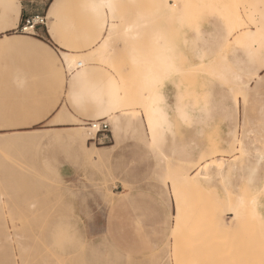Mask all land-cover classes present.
<instances>
[{"label": "rangeland", "instance_id": "374dc122", "mask_svg": "<svg viewBox=\"0 0 264 264\" xmlns=\"http://www.w3.org/2000/svg\"><path fill=\"white\" fill-rule=\"evenodd\" d=\"M142 1L140 0L141 4ZM123 5L120 7V13L129 17L135 14L136 7L129 4ZM39 8L38 14L47 15L48 1L40 4ZM58 10L56 14L51 10L48 13V27L56 24L54 27L58 41H61L60 43L64 44L68 51L85 52L84 56L92 57L94 52L89 51L91 49L88 44L89 39L103 32L109 19L106 17L105 20H100L85 12L80 0H66ZM25 17V15L21 17L20 13L21 21ZM110 21L111 19L109 23ZM7 24L6 14L0 8V32ZM207 24V28L210 29L212 25L209 27ZM44 31L46 28H40L37 35L15 33V30L0 33V36H3L0 41L7 40L5 34L10 37L7 40L9 44L0 50V264H175L180 261L182 264L194 262L201 264L200 262L203 263L204 260V263L208 264L213 262L208 261L210 260L208 255L212 257L214 253L212 251L217 246L214 249L211 247V254H209L208 247L203 244V242L206 244V241L210 243L214 241L216 245H218L217 242L222 241V246L218 247L221 250L225 247L223 253L219 252L221 251L218 250L219 248L215 250L217 251L215 255L213 254L215 258L213 256L211 259H216L213 264H222L217 259L223 256L228 258L232 256L230 255L232 253L234 256L237 254L240 256V258L236 257L237 263L244 259L243 261L247 262H242L243 264H255V261L258 262L256 264H262L264 234L258 231L257 219L251 221L254 218L250 216L242 219L238 225L244 226L243 230L240 229L241 231H239L241 226L238 228L242 235L236 232L238 239L233 235L236 238V240L232 239L235 244L233 245V242H229L232 236L227 238V234L232 235L235 231L223 233L217 230L210 215L213 213V208L204 210L208 208L210 200L216 202L217 199L211 197L215 195L213 193L216 190L221 192V197L218 199L224 202L220 180L200 186H189V189L194 188L191 190L197 198L184 186L182 189L188 193L181 191L183 196L192 194L191 196L194 197H190L196 204L192 211H188L194 202L190 197L188 202V197H185L188 203L186 208L189 207L187 210L185 208V214L188 211L189 215H192L191 213L196 215L195 218L189 215V217L184 216L181 225L186 227L189 225L187 233L191 232L194 235L199 230L200 236L202 230L207 235L210 227L212 226L211 230L214 227V233L210 232L213 235L207 237L201 233L204 238L212 236L211 239H214L213 236L216 234V240L212 241L202 237L201 244L205 247L200 246L201 248L198 249V245H201L199 239L195 238L197 244L196 241L188 238L189 245H196L197 251L203 249L202 254L208 252V259L206 254L204 258L200 255L201 253H199L201 259L198 258L194 247L197 253L195 256L185 251L186 249L183 251L188 246L185 243L188 239H185L183 231L178 230L176 236H173L171 230L176 224L173 214L177 212L178 193L172 174L176 167L160 162L161 155L149 140L147 127L141 119L144 115L141 95L135 82L133 85V81H136L135 75L131 76L135 73L128 66L129 62H126L128 60L120 42L114 41L116 53L109 62L104 63L93 58L89 61L90 66L93 64L98 66L95 72L97 70V72L115 76L121 83L129 82L128 87L125 88V100L128 105L131 102L130 107L134 106V108L131 107V109L128 106L124 111L129 119L124 130L118 135L112 131L107 140L101 141H94L97 135L91 136L88 133L91 138L93 137V140L88 141L89 148L111 145L114 147L101 150L102 157L95 162L89 158L90 151L81 141L72 140L70 135L74 136L71 134L73 130L68 128L75 125L53 123L54 116L63 105L68 106L84 125L88 124L91 127L89 123L96 120L91 108L79 109L71 105L64 88L69 73L65 65H61L60 48L55 40H51L44 34ZM35 47L48 52L51 62L35 55L32 51ZM261 73L264 74V67ZM190 76L186 78V81L191 82L193 89L196 84H194L193 76ZM223 89L219 85L215 86L217 94L223 93ZM247 104V109L246 107L244 109L243 104L241 105L242 117L245 113L247 123L239 128L240 137H243L245 143L250 144L253 140L252 142H258L257 145L263 146L264 81L249 96ZM107 122L112 129L111 122ZM249 130L252 132L250 133ZM196 133L193 128L179 127L178 137L183 142L195 140L206 150L225 146L224 140L227 136L224 125L212 126L206 129L202 136ZM16 138L20 142L15 140ZM261 143L263 145H260ZM238 179L234 178L233 181L242 191L244 186ZM199 187L201 191L205 190L204 193L211 191L208 193L211 195L207 197L208 194H200ZM206 198L210 199L208 204ZM190 202L193 203L189 204ZM215 205L210 203V206ZM205 217L207 222L209 220L214 223V226L213 223L206 226L208 231L203 229ZM200 218H203V224ZM189 219L194 223L192 227H190ZM198 224H202L201 229H197L200 228ZM223 238L227 240L223 241ZM181 241L184 245L186 244V246L182 245L184 248L180 245ZM178 242H181L180 247L177 245ZM236 243L240 246L238 252L235 251L238 250ZM245 245H247L246 248H244ZM176 248L183 251L184 255L180 252L179 255H183L186 263L182 262L181 257L179 262L175 261L176 255L179 256L175 253ZM189 248L191 247L187 249ZM229 249L232 251H228ZM186 252L191 256H188ZM233 257L229 258L230 261L236 262ZM225 259L223 264H226ZM240 259L241 261L238 262ZM230 261L227 264H231Z\"/></svg>", "mask_w": 264, "mask_h": 264}, {"label": "bare ground", "instance_id": "6f19581e", "mask_svg": "<svg viewBox=\"0 0 264 264\" xmlns=\"http://www.w3.org/2000/svg\"><path fill=\"white\" fill-rule=\"evenodd\" d=\"M65 1L55 0L51 6V12H54V14L58 13L56 10H60ZM143 1L141 4L140 0H80L85 12L100 20H105L107 17L111 21L109 23L107 19L108 24L105 30L98 35L90 37L88 44L91 47L89 51L94 52L92 57H86L84 56L85 52L79 51H71L73 55L67 57L71 63L65 64V69L69 75L64 88L71 105L79 109L91 108L94 112V119L96 121H110L112 131L117 135L124 130L125 125L129 122L128 116L124 111L131 105V102L128 105L125 100V88L128 87L129 82L124 81L121 83L115 76H109L97 72V70L95 72L98 66L93 64L95 66L93 67V65L90 66L89 64L91 58L99 59L104 63L109 62L116 53L114 41L120 42L128 60L126 62H129L128 66L135 73L131 74V76L135 75L136 81H133V85L135 82L141 95L144 114L141 119L147 127L149 140L161 155L160 162L167 163V165L169 164L174 168L176 167V172L174 171L172 174L178 193L177 203L175 202L177 204V212L173 214L176 224L171 230L173 236H176L179 231H183L186 240L190 238L197 242L196 238L199 239L200 244L202 243L203 234L201 233H204L202 230L200 232L201 237L199 236V230L197 234L195 233L196 231L193 232V234L195 233L194 235L190 232L188 237L187 230L189 225L186 227L181 224L184 221V216H188V211H192L194 209L193 206L195 207L196 205L193 198H191L194 197L191 196L194 193V188L191 187L193 189L191 190L189 186H200L215 180L216 182L220 180V183L222 181L221 190L223 191L224 202L218 199L221 197V192L216 190L213 193L215 195L211 197H215L218 200H216L217 203L212 202L210 199H208L210 200L208 202L206 198V203L208 202L209 205L208 208H204V210H212L213 208V213L211 211L210 215H212V220L216 224L215 228L223 233L224 231H226L225 233L235 231L232 235L227 234V238L232 236L230 240L228 239L229 242H233V240H236L235 237L239 238V236H236V232L243 230L244 227L243 225H240L241 227L238 225L242 219L250 216L254 218L251 221L258 220V231L264 234V145L261 143L260 145L263 146H259L256 144L258 142H252L253 140H251L250 144L247 142L249 144L247 145L239 134V128L247 123L245 113L242 117L241 105L243 104L245 109L249 96L264 81V75L261 73L264 67V0ZM123 4L136 7L135 14L129 17L120 13V7ZM0 8L5 12L8 21L7 26L2 27L0 33L4 34L7 31L15 30L21 13L20 0H0ZM206 24L209 27L212 25V27L208 29ZM54 25L49 26V33L52 37L51 40L57 42L62 59L65 57V53L69 51L64 47V44L60 43L61 41H58ZM5 37L7 40L10 39L6 34ZM7 40L0 41V50L9 44ZM32 51L45 61L51 62L50 54L45 50L35 47ZM190 75L193 76L194 84H196L193 89L191 88V82L186 81V78ZM216 85L223 87L224 92L217 94L215 91ZM131 107L134 108V106ZM54 119L53 123L56 124L71 123L75 125L69 129L73 130L72 133L83 141L86 149H89V158L95 162L101 159V150L105 149V147L93 146L89 148L88 146V141L93 140L90 135H97L96 130L92 126L89 127L88 124H82L66 105L61 107ZM216 125H224L226 127L227 138L224 140V147L206 150L196 143L197 141L195 140L190 139L192 141L183 142L178 137L179 127L193 128L196 130L197 135L202 136L206 129ZM259 131H261L260 128ZM259 131L258 133H260ZM15 140L18 139L16 138ZM18 141L20 142V140ZM9 142L11 141L9 140ZM234 178H239L238 181L241 180L244 190H239V186L233 181ZM182 186L186 190L189 187V191L191 190L190 192H192V194L189 193L191 197L188 194H186L188 198L185 195L183 196L181 192L183 190ZM183 191L188 193L185 189ZM199 191L202 195L211 193V191L204 193L205 190L201 191L200 187ZM195 196L197 198V195ZM185 197L188 202L190 201L189 197L194 202L189 203L194 205L191 204L186 214L185 208L188 203H186L187 199ZM213 198L212 200L215 201ZM210 203L217 205L213 207L210 206ZM191 214L189 216H194L195 218L196 215ZM200 219L202 221H199L203 224V218ZM205 219L206 217L204 221ZM207 219H209L208 216ZM207 219L203 224L205 225L203 229H206V231H208L207 227L211 223L209 220L208 223ZM191 222L190 227L194 224ZM211 227L210 232L214 233V227L212 230ZM197 229H201V226ZM210 232L207 235L204 233V235L207 237L208 235H213ZM216 232L219 235V232ZM182 234L180 235L184 236ZM191 235L195 237L193 238ZM215 235L213 236L214 239ZM238 235H242V232H239ZM221 236H219L220 240H222ZM211 237L203 238L208 240ZM227 238L225 239L227 240ZM190 239L185 241V243L188 245L187 248L191 247L193 250L183 247L186 246L182 242L184 240L181 241L182 243L180 242L181 244L178 242L177 245L179 246L180 244L184 248H182L183 251L186 249L185 251L190 252L192 256L197 253V256H199L203 249L197 251L196 245L190 246ZM214 239H211V241ZM225 239L223 238V241ZM196 242L191 243L194 244ZM212 242L206 241V244L204 242L203 244L208 247L209 254H211L210 250L217 246L212 251L215 255V252H217L215 250L218 248V250H221L218 246H222V241L220 243L217 242L218 245L214 241ZM237 243L236 246L239 244ZM225 244L227 245V243ZM204 245H198V249L202 246L205 247ZM233 245H235L234 242ZM179 247L177 248L179 249ZM239 247L235 251H240ZM178 249L175 250V253L179 255L183 251ZM231 249L234 251L232 247ZM224 250L219 252L223 253ZM187 252L186 254H188ZM182 254L184 255V253ZM182 254L178 257L176 255L177 259L175 258L176 260H174L179 262L182 258V262H185L186 260H184ZM204 254H206L207 258L208 252L200 255L204 256ZM213 254L212 257L214 256ZM234 254L236 255L235 252ZM191 255L188 254V256ZM230 255L232 256L228 258L223 256L217 260L223 264V260L227 258L225 259L227 264L231 257L234 256L233 253ZM237 256L239 255L237 254ZM237 256L233 257L236 261H232L234 264L247 262L243 261L244 259L242 261L240 259L238 262H241L237 263V259L240 258L239 256L236 259ZM208 257L210 258L209 262H215V256L214 260H211L212 257L210 255ZM198 258L201 259L200 256ZM204 261L200 263L205 264ZM213 262L208 264H213ZM232 262L230 261L229 263L232 264ZM179 263L182 264L181 261ZM179 263L175 262V264ZM256 263L258 262L255 261Z\"/></svg>", "mask_w": 264, "mask_h": 264}, {"label": "built area", "instance_id": "2783aa9c", "mask_svg": "<svg viewBox=\"0 0 264 264\" xmlns=\"http://www.w3.org/2000/svg\"><path fill=\"white\" fill-rule=\"evenodd\" d=\"M34 18H40V24L39 27H34L32 22ZM48 27V16L47 15H29L26 16L18 26V28L15 30L16 32L24 33V34H32L37 35V32L40 28H47ZM27 29V32L25 31ZM97 133L96 138L94 141H101V140H107L109 137V134H111V126L106 120H98V121H91L89 123Z\"/></svg>", "mask_w": 264, "mask_h": 264}, {"label": "crops", "instance_id": "0c3cea01", "mask_svg": "<svg viewBox=\"0 0 264 264\" xmlns=\"http://www.w3.org/2000/svg\"><path fill=\"white\" fill-rule=\"evenodd\" d=\"M45 1H48V4H49V8H48V11H47V16H48V13L50 12V10H51V6H52V4H53V1L54 0H52V2H51V0H20V2H21V17L23 16V15H25V16H29V15H35V14H38L39 13V10H40V8H39V5L40 4H43ZM21 21V18H19V22ZM18 22V26L20 25V23ZM18 26L16 27V28H18ZM16 30V29H15ZM45 30V29H44ZM16 33V32H15ZM44 34H46V36H48L50 39H52V37H51V35H50V33H49V27H47L46 28V31H44ZM108 72H109V70H108ZM264 75V74H263ZM61 107V106H60ZM59 107V108H60ZM70 110V109H69ZM71 111V110H70ZM64 125H68V124H64ZM69 129V128H68ZM111 132H112V129H111ZM71 134H73L72 132H71ZM74 136H72V135H70L71 136V138H72V140H75V141H77V140H79V141H81L82 142V144H83V146H85L86 147V145L83 143V141L81 140V139H79L75 134H73ZM112 147H114V146H107V147H105V149H110V148H112Z\"/></svg>", "mask_w": 264, "mask_h": 264}, {"label": "snow or ice", "instance_id": "6c2138e0", "mask_svg": "<svg viewBox=\"0 0 264 264\" xmlns=\"http://www.w3.org/2000/svg\"><path fill=\"white\" fill-rule=\"evenodd\" d=\"M40 22H41L40 18H34L32 24H33L34 27H39ZM13 23H15V21H13ZM25 31L27 32V29H25ZM9 35H10V33H9ZM0 39H3V36H0ZM71 55H73V53L71 51L65 53V57L62 58V60H61V65L62 66L65 65V64H70L71 63V61H69L67 59V57H69Z\"/></svg>", "mask_w": 264, "mask_h": 264}]
</instances>
